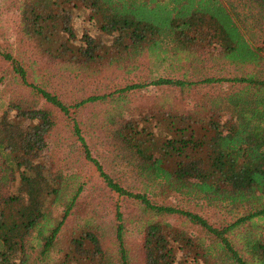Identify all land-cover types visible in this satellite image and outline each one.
Returning <instances> with one entry per match:
<instances>
[{
	"label": "trees",
	"instance_id": "obj_1",
	"mask_svg": "<svg viewBox=\"0 0 264 264\" xmlns=\"http://www.w3.org/2000/svg\"><path fill=\"white\" fill-rule=\"evenodd\" d=\"M249 2L20 0V33L37 58L29 72L0 47V264H264V35L253 37L252 16L237 14L264 13V0ZM79 10L108 36V51L101 35L77 34ZM142 54L156 67L179 62L197 77L156 75L75 103L47 88L49 75L62 72L95 79L115 62L135 69ZM223 61L242 72L222 76L205 65ZM7 74L27 95H1ZM150 85L168 93L139 110L117 100L104 119L109 152L143 184L131 189L92 154L75 115L85 104L124 100ZM200 89L207 91L189 107L174 103ZM54 109L70 117L84 157L111 198L116 195L109 222L83 216L87 180L64 171L48 149ZM178 194L233 216L216 224L161 201ZM124 201L139 208L136 216L126 215ZM127 224L138 234L133 246Z\"/></svg>",
	"mask_w": 264,
	"mask_h": 264
},
{
	"label": "rangeland",
	"instance_id": "obj_2",
	"mask_svg": "<svg viewBox=\"0 0 264 264\" xmlns=\"http://www.w3.org/2000/svg\"><path fill=\"white\" fill-rule=\"evenodd\" d=\"M19 2L20 0H0V47L11 51L13 56L30 72L32 62L36 60L37 55L31 44L20 33ZM249 6L250 2L246 0L245 7ZM238 12L237 14L241 18L252 16L248 18V21H250V33L253 37H256L255 35L257 34L264 35L263 12L259 9L251 11V13L249 11ZM86 17L87 12L85 10L77 11L74 19L77 34L81 35L83 31H87L92 35H101L104 41L103 49L108 51L110 49L108 36L102 34L97 26ZM118 63L115 62L114 67H109L104 74L95 79H88L82 75L80 77L73 76L63 72L62 74H56V76L49 75L51 79L49 82L47 81V88L58 94L60 99L65 103H75L91 93L109 92L131 83L150 82L156 75L181 78L183 72L189 71V69L180 68L179 65L181 64L179 62L175 63L171 59H167L162 65L156 67L151 64L148 56L144 54L134 61V65H137L135 69H132L131 65L129 67L120 66V68H117L116 65ZM210 63L205 62V65L211 66L207 70L216 72L222 76H233L242 72L239 68L230 66L224 61L214 65ZM189 64L186 63L185 66L188 68ZM47 71H50V68ZM41 72L43 73L42 70ZM196 77V74L190 71L186 75V78L190 80ZM37 83H40V80ZM2 85L1 95H6V98L12 95L13 97H17L23 91L27 95V91L21 90L9 74L5 76ZM205 91L207 90L200 89L197 92L198 96L192 91L193 95H189L187 98L179 95V97L175 98L174 103L176 106L185 105L189 107L194 103V99ZM167 93L168 91L163 87L150 85L135 90L132 94L131 92L127 93L124 96V100H120L115 96L104 101L85 104L79 108L76 115L71 113V116L75 115L77 117L76 119L80 124L82 134L90 144L92 154L108 167L113 177L119 180L122 185L129 186L131 189H142L143 184L139 181L138 177L134 176L130 166L125 161H120L119 158L114 157L113 153L109 152L104 141V129L107 125L104 122L106 112L112 109L114 104L118 102L117 100H119V104L129 100L133 107L139 110L142 105H147L148 100L156 103ZM54 111L58 121L47 138L48 149L49 151H53L56 162L64 171L76 174L80 180H87L88 184L85 191L82 192L80 199L81 203L85 206L83 210H86L83 216H94L99 221L103 220V223L109 222L113 214L112 204L116 199V195L112 194L114 197L111 198L109 191L100 183L95 166L84 157L80 142L73 131V123L70 117L63 116L61 112L55 109ZM161 201H169L177 207L196 212L208 221L216 224L229 221L231 220V216H233V214H229L220 205L207 204L204 200L192 196L178 194ZM133 203V201L123 202L122 210L125 211L126 215L136 216L139 212V208ZM125 227V237L128 246H133L139 241L137 231L130 224H127ZM184 227L189 228V224L185 223Z\"/></svg>",
	"mask_w": 264,
	"mask_h": 264
}]
</instances>
